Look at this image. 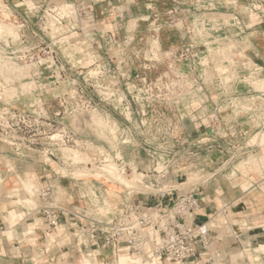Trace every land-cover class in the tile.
Returning a JSON list of instances; mask_svg holds the SVG:
<instances>
[{
	"label": "crops",
	"instance_id": "1",
	"mask_svg": "<svg viewBox=\"0 0 264 264\" xmlns=\"http://www.w3.org/2000/svg\"><path fill=\"white\" fill-rule=\"evenodd\" d=\"M24 1L0 0V3L5 6L7 14L11 16L10 18H0V23L11 25L15 33L14 36L12 34H0V38H8L14 48L39 46L43 40L46 41L40 32L35 14H28L27 7L29 8V6ZM68 1L71 0H36L33 2V6L40 7L46 3ZM226 1L91 0L92 14L80 18L81 30L77 34L84 37L88 36L92 49L85 50L81 55L75 57V60L85 61L88 58L87 56L90 55L89 58L95 57L102 63L111 64L120 74L121 84H125L127 80H136L138 85V79L135 76L153 80L171 67L188 73L189 83L193 86L192 89L176 105L161 107L167 113L168 120L173 125L176 138L175 154L170 157V178L177 179L174 183L175 186L185 187V191L193 190L198 198L200 197V208L191 220L194 224L209 220L208 224L211 227L209 235L210 253H218L220 256L229 257L232 253L240 252L247 247L252 253H257V258L264 264V254L253 251L256 247H264V191L256 181H251L250 178L237 186L231 184L229 174L235 171L237 176V173L241 172L237 170L238 165L235 170H231L233 168L231 159H227V155L222 153L225 144L219 137L221 134L233 135L234 133L248 136L255 132L256 138L254 137L250 141L264 146V96L262 95L264 92L261 91L262 94H259L260 92L254 90L251 84L252 88L245 87L242 93H225L227 89L233 86L238 87V85L232 81L224 83L222 80L216 88L215 84L210 87L197 74L190 72V65L185 66L176 57V54L188 44L195 46L193 51L199 52L201 50L197 43L199 40L197 31L192 25L193 19L203 18L204 14H213L215 9L222 11L223 8L225 9L228 6L238 16L240 21L238 22L242 25V32H246L243 36L245 42L236 36L237 33L232 34L229 29L225 31L222 39H229V41L235 43L236 48L226 52L230 56L229 61L220 66H225L228 71L233 69L230 60L235 55L236 50H240L242 53L244 52V58L247 60L244 62V69L255 74H251L255 78L254 81L257 79L264 80V5L261 4L260 7L263 17L256 18L258 13L251 11L255 17L251 15L250 18L238 14L234 5H237L238 2H244L251 8V4L255 0ZM257 1L260 2V0ZM21 7L24 8L21 9ZM207 8L212 12L205 13L204 11ZM179 24L181 27L178 26ZM235 25L228 23L225 24L224 28L237 29L238 27ZM191 30L193 31L191 32ZM107 38L110 44L109 47L104 44V40ZM62 39H68V36H63ZM84 40L79 43V46L87 44ZM153 40L158 42L159 54L162 57L161 61L146 57L152 50ZM112 48L115 50H112ZM124 61L125 63H123ZM63 65L66 67L72 66L74 69L71 73L73 75L77 73L81 77L90 64L83 66L65 62ZM81 67L83 69H77ZM19 69H23L21 74L25 76L13 83L17 88L16 96L11 102L15 109L18 111L25 110L29 104L41 98L55 126L59 127L63 124L68 132L79 137L81 141H92L103 146L107 144L113 152H116V150L110 145L109 141L106 138H98L97 135L107 134V137L114 139L111 134L115 131L117 137H126L130 141L129 144L121 145L119 139L118 142L115 140L117 147L121 146L123 148V158L142 171H146L151 167L149 158L139 145L142 142L139 135L140 116L133 115L130 123L116 113L106 110H98L91 118L82 117L71 120L66 116L58 117L55 114L60 110V107L55 95L58 94L56 92L60 85L49 86L47 76L41 75L36 85L37 83H47L46 86L40 90L23 93L22 82H26L29 76L34 79L32 74L35 70H27L24 66H20ZM6 74H9L7 78L13 77L11 73L7 72ZM255 99H259V101ZM5 100L7 101L6 98ZM228 101L248 104L244 116L247 119L246 126L237 129L236 126L232 128L223 123L224 118L228 116L235 117L232 111L229 114L221 111L223 104ZM97 118L103 120L105 127L102 128L97 124ZM1 142L0 264H30L35 260L41 263L49 262L52 258L47 256L43 250V242L47 234L48 241L44 247L49 251L52 246H55L53 260L57 263L72 264L76 258L89 255L91 248L77 252L74 238L72 239V245H63V243L71 241L72 234L60 235L43 222V228L40 231L37 229L38 234L36 227L31 225L37 219L36 212L29 211L30 207L26 205L23 199L20 203L24 204V207L15 203L6 191V189L10 192L16 190L22 192L25 196L26 192L22 187V183L31 178L37 188L47 185L53 187L54 196L62 207L70 209L87 206L89 202L82 200V196L79 195V190L75 186L76 183L72 182L75 178L60 176L55 170V168L61 169L60 160L57 157L56 159L50 158L54 163L53 165L43 162V157L46 156L37 147L32 149L17 148L9 144L10 146L7 148ZM260 153L261 156H259L260 154L256 155L258 161H260V157L264 158V152ZM254 155L247 156V160ZM5 158L8 162L5 161ZM245 160L242 161L244 164ZM260 162L264 164V161L261 160ZM245 166L242 175L246 174ZM64 172L66 170L62 171V173ZM18 176L25 177L16 180ZM190 176L197 178L191 179ZM103 184H105L104 191L106 193L110 194L109 187H117L119 190L127 192L124 196L125 200L114 207L115 214L120 211L122 204L128 200L148 207L153 206L156 202L147 195L131 196L130 192L126 191L127 189L120 184ZM94 189L90 190L91 193ZM177 193L180 194V191ZM80 194L83 195L82 192ZM35 202L39 204L38 198ZM170 202L169 199L163 200V204L168 205ZM223 206H226L227 214L224 209H221ZM219 215L229 226L228 234L223 228ZM59 218L60 222L64 221L63 216L60 215ZM32 234L34 237L29 238ZM50 242H54V245ZM97 251L101 253L99 258L106 260L111 257L110 249L103 247L100 243ZM203 258L205 257L203 256L198 260V264L205 260ZM245 259L248 260L246 257Z\"/></svg>",
	"mask_w": 264,
	"mask_h": 264
},
{
	"label": "built area",
	"instance_id": "2",
	"mask_svg": "<svg viewBox=\"0 0 264 264\" xmlns=\"http://www.w3.org/2000/svg\"><path fill=\"white\" fill-rule=\"evenodd\" d=\"M90 1L71 0L59 4L46 3L40 7H27L28 14L34 11L36 22L46 41L43 40L39 46H20L13 51V62L17 66L19 64L27 70H35L32 74L34 79L29 76L26 82H22L30 84L31 87L30 91L23 93L44 88L47 83L36 85L39 77L43 75L47 76L49 86L66 84L65 91L55 95L60 107L55 114L58 117L66 116L71 120L91 118L98 110H106L116 113L130 123L133 115L140 116L139 135L142 142L139 145L149 158L151 167L139 172L140 180L135 182L136 188L131 187L129 192L131 196L147 195L156 202L148 207L128 200L111 219H106L88 213L85 208L62 207L54 196L53 187L47 185L35 189L41 224L43 222L55 231H74L78 253L91 248L89 255L81 256L80 264H83L82 260L89 264H105L104 262L109 260L99 258L101 253L96 252L99 243L111 251L113 262L107 264H116L114 257L123 252L152 264H198V260L203 256L207 258L200 264L210 263L214 255L219 254L209 252V220L199 224H194L191 220L200 208V197L198 198L193 190L178 194L180 188L174 184L177 179L170 178V157L175 154L176 138L173 125L161 108L176 105L192 89L188 73L171 67L153 80L135 76L138 85L136 80H127L125 84H121L120 74L111 64L94 60L88 66L95 69L92 74L87 70L81 77L77 73L73 75L71 71L74 68L64 66L57 57L53 40L58 38L65 28L73 33L81 30L80 18L92 14ZM261 4L264 5V0H255L251 4V11L258 13L256 18L263 17L260 12ZM10 17L8 15V18ZM194 47L192 44L184 46L180 57L194 56ZM49 62L51 64H48ZM27 66L30 67L26 68ZM4 69L12 75L18 71L8 69L6 64ZM11 84L10 79L0 78V139L4 142L17 148L37 147L49 158H54L55 151L60 150L62 146L70 145L90 154V162L86 165H93L101 171L104 167L112 165L116 173H132L133 165L123 156L119 157L107 144L103 146L92 141L83 142L68 132L63 124L55 126L41 98L29 104L25 110L15 109L11 102L16 96V91L14 94L5 93ZM46 122L51 127L49 133L43 129ZM111 136L114 141L119 139L121 145L130 143L128 139L125 141L126 137H117L115 131ZM160 155L163 160L160 169H157ZM136 170L139 169L136 167ZM165 199H169L170 204H163ZM225 208L226 206H223L221 209L226 213ZM60 215L64 218L63 222L59 221ZM147 247H150V252ZM30 264L64 262L57 263L51 259L46 263L35 260Z\"/></svg>",
	"mask_w": 264,
	"mask_h": 264
},
{
	"label": "rangeland",
	"instance_id": "3",
	"mask_svg": "<svg viewBox=\"0 0 264 264\" xmlns=\"http://www.w3.org/2000/svg\"><path fill=\"white\" fill-rule=\"evenodd\" d=\"M34 1H36V0H30V1L25 0L24 3L28 4L29 8H32ZM226 2H231V1L227 0ZM23 8L24 7H21V9H23ZM234 8L236 9L235 11H237V13L240 14L242 17L246 16V17L251 18V15H253V12H251V10H250L251 9L250 6L247 3L238 2L237 5H234ZM229 9H230V11H229ZM231 9H232L231 7L226 6L225 9L224 8L222 9V11H217L215 9V13H213V14H204L203 18L193 19L192 25L197 31V36L199 37V40L197 41V43L200 47L199 49H201V50H199V52L198 51L193 52V54H195L194 56L186 55L183 57H180V52H178L176 54V57L178 59H180V61H182L181 63H184L185 66L190 65V68H191L190 72L191 73L194 72L195 74H197L198 77L201 80H203V82L206 85H208L210 87L214 86V84H215V88H216V86L218 84H221L222 80L224 81V83H226L228 81H232V82H235V84L238 85V87L233 86L232 88L227 89L228 92L225 91V93H234V92L242 93L245 90V87L252 88L251 87V84H252L254 90L260 92L259 94H262L261 91H264V80L263 79H257L254 81L255 78L252 76L254 73L253 74L251 72L249 73L248 72L249 70L244 69V67H243L244 62L247 61L244 58V52L242 53L240 50H236V52L234 51L235 52V55H233L234 59L232 56V58L230 60L231 66L233 67V69H231L230 71H228V69H226L225 66H220L221 64L229 61L230 56L227 55L226 52L228 50L236 48V45H234L235 43L229 41V39H227V38L222 39V37L224 38L225 31H228V29H229L232 34L237 33L236 36L238 38H241V40L243 42H245V40H243L244 39L243 36L245 35L246 32H242L243 31L242 25H241V23H239L240 21L238 19V16L236 14H234L231 11ZM204 12L209 13L212 11H209V9L207 8V9H205ZM31 14L32 15L35 14L34 11H32ZM228 14H230V15L232 14V17L233 16L237 17L239 22L236 21V24H239V25H235V23H233V21L231 20L232 17L229 16ZM253 16L255 17V15H253ZM0 18H8V14L5 10V6L2 3H0ZM228 23H231V24L237 26L238 28L237 29H235V28H224L225 24H228ZM178 26L181 27L180 24ZM0 34L1 35L12 34L13 36L15 35V33L13 31V27L11 25H6V24L4 25L2 23H0ZM59 35H58V38H56V39L54 38L53 43H54V50L56 51L57 57L59 58L61 63L64 64L65 62H67V63L69 62V63L75 64V65L87 66L88 64H91L92 61L97 60L95 57L89 58L90 55L87 56L89 59L86 58L85 61H83L81 59L75 60V57L81 55L85 50L87 51L88 49H92V46L90 43L91 41L89 42L87 35H86L87 37H84L83 35H79L77 33L69 32L66 28L63 29ZM63 36H68V39H65L66 41L63 40L62 39ZM227 36H229V35H227ZM82 40H84L87 44L84 46H79V43ZM104 44H105V46H108V47L110 46V44L108 42V38L104 40ZM75 45H76V49H75ZM14 50H15V48L12 46V42L9 41L8 38H5V39L0 38V65H1L0 66V78L3 79L4 77H6L5 79H10V83L12 82L10 87H13L11 89L8 88V90L5 91V93H8V92H14L15 93L17 88L13 83L15 81L21 80L25 76V75L21 74L23 69L21 70L18 68V66H20V65L18 64V66H16V64L13 62V61H15L14 60V53H13ZM112 50H115V49L112 48ZM159 53H160V51H159L158 42H157V40H153L152 50H151L150 54H148L146 57L152 58V59L157 60V61H161L162 57ZM197 58L198 59L201 58L202 61H201V59L198 60ZM126 62H127V60H126ZM123 63H125V61ZM5 64L9 65V66L13 65V68L15 69V67H16V69L18 70L19 73L17 72L16 76H15V73H13L15 77L13 76V77L7 78L8 75L6 73L8 71H6L4 69ZM48 64H51V63L49 62ZM29 67L30 66H27L26 68H29ZM11 68H12V66H11ZM91 68H93V66L88 67V69H86V70H90ZM12 72H15V71H12ZM20 84H21V82H20ZM23 87L26 89V90H23V92H28L31 90L30 84H28V83H22L21 88H23ZM57 89L59 91L57 90L56 93H58V94L63 93L66 89V84L62 83L60 85V87ZM253 94H255V93H253ZM255 100L259 101V99H255ZM255 100H254V102L257 103V101H255ZM247 107H248V104H244L243 102L231 103L230 101H228L227 103H224L223 106L221 107V111L224 112L225 114H229L232 111V113L235 117L228 116V117L223 119V123L226 126H229L232 128H233V126H236L237 129L246 126L247 119H245L244 116H245V112H246ZM96 122L102 128L105 127V125H104L105 123L103 122V120L101 118H97ZM0 123H1V121H0ZM47 123L48 122L44 123L43 129H45L46 132L49 133V132H51V130H50L51 127ZM102 130H104V129H102ZM106 135L107 134L101 133V134H98L97 136H98V138H102V139L106 138L109 141L110 145L116 150V154H118L117 152H121V156H122L123 148H121V146L117 147L116 142L113 139H110L109 136L107 137ZM46 136L47 135H44V137H46ZM256 136L257 135H255V132H254L248 136L234 133L233 135L221 134L219 137H220V140H222L225 144L224 150L222 153L227 155L226 156L227 159H231L230 161L233 165V168L231 170H235L236 166L239 163H241L242 161H244L245 159H246L245 161L248 163L245 166L246 174L242 175V170H241V173H237V176L230 177L231 184L237 186V185L242 184L244 181L249 180V178H250L251 181H256L257 184L264 191V164L262 162H260L261 160L264 161L263 160L264 158L260 157V159H259L260 161H258V156H256L258 154H260L259 156L262 155L260 152H264V146L257 144V142L250 141L254 137L256 138ZM1 141H0L1 144H4L7 148L10 146L7 142H5L6 144L3 143L4 142L3 139ZM68 148H69V150L71 149V150H76L78 152L80 151L79 153H81V155L84 156L85 158H88V161L85 163L84 162L74 163L72 159L69 160L66 157L67 154L69 153ZM251 148H253V149H251ZM251 154H255V155L253 157H251V159L247 160V158H248L247 156H249ZM56 157L61 162L60 163L61 169L55 168V170L57 171V173L60 176H63V177L70 176V177L75 178L72 182L76 183L75 186L79 190V195L82 196V200L84 202L89 200L88 202L90 203L92 201L90 199V197L91 196L94 197L95 201L91 202L92 204L94 203L93 205L91 203L90 204L87 203V206L80 207V208L87 209L88 213H91L93 215H97V216H100V217H103L106 219H109V218L111 219L115 214L114 213L115 212L114 207L119 202L125 200L124 196L127 192H125V190H124V192H121L120 197L110 198V201L112 203L108 207L106 205L105 195H104V190L106 187H105V184H103V183L118 184V185L120 184L125 189H127L124 186L125 182H123L122 179H119L116 182H109V181H105L103 179H94L93 177H90V174H93L96 171H100V170L93 165H91V166L86 165V163L90 162V154L82 151L79 148H73L70 145L62 146L60 150H58L54 153V158L56 159ZM5 161L8 162V160L6 158H5ZM43 162L49 163L51 165L54 164L53 161L47 156L43 157ZM150 165H151V163H150ZM150 165H149V167H150ZM71 167H73V168H71ZM133 167L136 168L135 165H133ZM147 169H148V166H147ZM65 170H66V172L62 173V171H65ZM77 171L78 172L85 171L86 173H84L81 176H78ZM138 172H141V170L139 169ZM126 176L130 177L129 172H128V175H126ZM24 177L25 176H18V178L16 180H20ZM190 177H191V179L195 178V177L193 178V176H190ZM95 178H98V177H95ZM191 179H189V180H191ZM0 183H1V177H0ZM132 187L136 188V183L133 184ZM181 188H182V192H184L185 187H181ZM92 189H94L93 190L94 194L91 195L90 190H92ZM129 189H127L126 191H130ZM6 191H7L8 195L14 199L15 203H17L19 205H22V203H20L22 201V199L23 200L30 199L33 201V203L31 205H28V203H26V202L25 203L27 206L30 207L29 211L36 212V218L37 219L31 225H34L36 227V232L38 233L37 229L39 228V231H40L43 227L41 224V218H40L39 209H38L39 204H36V202H35L37 199L36 193L34 192V197H33L31 195H28V193H26L24 196L22 192H19L16 190L10 192L6 189ZM80 192H82L83 195L80 194ZM0 194H1V188H0ZM22 206L24 207V204ZM27 206H25V208L28 210ZM102 206H104V209L102 208ZM106 207L109 210H106ZM219 216H220L219 218H220V221L223 225V228L225 229L226 233L228 234V231H229L228 227L229 226L223 220L222 216L221 215H219ZM30 229H32V227H30ZM57 233L60 235L62 234L63 236L67 235V234H72V237L70 238V240H71L70 242H72L73 241L72 239L75 238L74 237V231H72V230L66 232L63 229H58ZM33 237H34L33 234L31 236H29V238H33ZM39 237H40V235H39ZM47 238H48V234L46 235V239L43 242V250L45 248L44 247L45 243L48 241ZM54 242H50V243H52V245H54ZM53 250H56L55 246L54 247L52 246V248L49 250V252L45 253L47 256H49L52 259H54V257H55V255L53 254ZM254 250H255V248L253 249V251ZM244 251H245V253L247 255L246 257L248 259V260H246L245 257L242 258L244 264H263L262 261H260L259 258H257V256H256L257 253H252L247 247L244 248ZM124 253L125 252L120 253V254H124ZM258 253H262V252H258ZM118 254H116L114 259H116ZM262 254H264V252ZM206 258L207 257H205L203 259H206ZM218 258L219 257L216 256V254H215L213 260L207 264H212V262H215V264H216ZM80 259L81 258H79V257L76 258V260H74L72 264H80ZM110 262H113V259L111 257L109 258V260H107V262L105 261L104 263L107 264Z\"/></svg>",
	"mask_w": 264,
	"mask_h": 264
},
{
	"label": "bare ground",
	"instance_id": "4",
	"mask_svg": "<svg viewBox=\"0 0 264 264\" xmlns=\"http://www.w3.org/2000/svg\"><path fill=\"white\" fill-rule=\"evenodd\" d=\"M227 15V14H226ZM229 16L232 17V14H228ZM231 20L233 21V23L236 24V21L237 20V17L233 16L231 18ZM200 32V31H199ZM73 33V32H72ZM198 57V56H197ZM203 57V56H202ZM198 59V58H197ZM201 58H199L198 60H200ZM202 61V59H201ZM8 64V63H7ZM10 64V63H9ZM15 65V64H14ZM1 66V65H0ZM9 68L8 69H12L13 68V65H7ZM12 66V68H11ZM17 66V65H16ZM2 69V68H1ZM14 69V68H13ZM16 69V67H15ZM94 68H91L90 70H88V72L90 74H92L94 72ZM9 73V72H8ZM4 75V74H3ZM9 75V74H7ZM21 75V74H20ZM14 76V74H13ZM16 76V75H15ZM14 76V77H15ZM13 88V87H10V89ZM24 88V87H23ZM15 90V89H14ZM13 90V91H14ZM14 93V92H12ZM126 142L128 141L127 138L125 140ZM69 150V148H68ZM71 150V149H70ZM69 150V153L67 154V158L70 160L72 159L74 163H82V162H87L88 161V158H85L84 156L81 155V153H79L78 151L76 150ZM118 156L119 157H122L121 156V152H117ZM66 158V159H67ZM163 160V156H158V164H157V169H160V164H161V161ZM245 164H247V162H245ZM244 162L238 164L237 166V170H239L241 172H244V166H245ZM238 171V172H239ZM78 172V171H77ZM84 173H86L85 171H81V172H78V176H81L83 175ZM229 176L233 177V176H236V173L235 171L233 173H230ZM90 177H93L94 179H103L105 181H109V182H116L118 181L119 179H122L123 182H125L124 186L129 189L132 187L133 184H135V182H137L138 180H140V177H141V174L136 170L135 167L132 166V173L130 174V177H127L125 174H121V173H116L114 171V166L112 165H109L108 167H104V170L103 171H96L95 173L93 174H90ZM95 177H98V178H95ZM22 187L24 188L25 192L28 193V195H31L34 197V192H35V185H34V182L33 180H31V178H28L26 181H24L22 183ZM109 193H106L104 191V195H105V202H106V205L109 207L111 205V201H110V198L112 197H120V194L121 190H119V188L117 187H109L108 188ZM130 190V189H129ZM185 192V191H184ZM182 192V188L180 187V194L181 193H184ZM91 194H94L93 192ZM90 199L92 201H95L94 200V197H90ZM89 201V200H88ZM91 201V202H92ZM26 203H28V205H31L33 203L32 200L30 199H25ZM90 202V203H91ZM92 204V203H91ZM94 204V203H93ZM92 204V205H93ZM95 206V205H94ZM102 208L104 209V206H102ZM106 210H109L107 207H106ZM106 212V211H105ZM109 216V215H108ZM110 219V218H109ZM209 226V224H208ZM62 244V243H61ZM63 244H70L72 245L73 244V241L72 242H68V243H63ZM148 248V247H147ZM46 250V248H44V251ZM148 251L150 252V247L148 248ZM255 252H264V247L263 246H259V247H256ZM46 252H49L46 250ZM125 254V255H124ZM124 254H119L116 258V264H129V263H132V262H135V263H138V264H152L150 261H147V262H144V260H142L140 257H131L129 254L127 253H124ZM127 254V255H126ZM238 254V255H237ZM236 255V256H234ZM246 253L244 251V248L240 251V252H237V253H232L231 255H229V257H223V256H220L218 255V260L216 262V264H244L242 258L243 257H246ZM234 257H236L234 259ZM247 258V257H246ZM83 264H89V262L85 261V260H82L81 261ZM212 264H215V262H213Z\"/></svg>",
	"mask_w": 264,
	"mask_h": 264
}]
</instances>
